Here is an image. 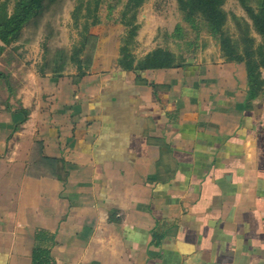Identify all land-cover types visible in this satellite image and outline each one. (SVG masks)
Wrapping results in <instances>:
<instances>
[{
	"label": "crops",
	"instance_id": "crops-1",
	"mask_svg": "<svg viewBox=\"0 0 264 264\" xmlns=\"http://www.w3.org/2000/svg\"><path fill=\"white\" fill-rule=\"evenodd\" d=\"M118 26L80 77H0V264H264V67L253 96L217 46L124 70Z\"/></svg>",
	"mask_w": 264,
	"mask_h": 264
},
{
	"label": "trees",
	"instance_id": "trees-1",
	"mask_svg": "<svg viewBox=\"0 0 264 264\" xmlns=\"http://www.w3.org/2000/svg\"><path fill=\"white\" fill-rule=\"evenodd\" d=\"M45 0H0V50L15 42L23 26L37 16ZM70 11L73 27L76 29V40L67 52L56 49L49 59H42L37 68L39 74L48 73L60 76L67 66H74L75 76L80 77L89 68L92 51L97 41V35L90 28L101 23L99 14L102 4L105 7V19L123 26L120 36L117 66L124 70L141 71L145 69L180 66L183 58L167 47L157 46L140 57H134L130 45L137 29V9L145 0H74ZM242 8L248 22L242 18L232 17L236 26L237 36L232 38L226 29V13L222 8L224 0H175L181 21L190 29L197 31L204 28L217 44L219 54L226 61L242 62L247 78L249 96H253L263 85L259 69L264 67V0H236ZM11 5L10 7H8ZM119 6L116 16L112 10ZM251 32L259 36L255 41ZM181 28L176 24L171 38L180 39ZM83 57V58H81ZM0 77H4L0 73ZM25 115V110L20 109ZM22 120V119H20ZM47 257V251L33 249L32 261L42 262ZM39 259V260H38Z\"/></svg>",
	"mask_w": 264,
	"mask_h": 264
},
{
	"label": "rangeland",
	"instance_id": "rangeland-1",
	"mask_svg": "<svg viewBox=\"0 0 264 264\" xmlns=\"http://www.w3.org/2000/svg\"><path fill=\"white\" fill-rule=\"evenodd\" d=\"M255 0H250L255 5ZM74 0H45L41 12L31 18L21 29L17 40L0 50V73L5 75V83L9 88H15L22 83H26L28 74L37 72L42 59H49L56 49H63L65 52L69 50L72 43L76 40V29L73 27L70 11L74 5ZM9 5L8 7H10ZM222 8L226 13V29L232 38L237 36L236 26L232 17L242 18L248 22L246 14L239 6L236 0H224ZM119 6L112 10V15L116 16ZM101 23L91 27L95 32H105L111 25H115L111 20L105 19V7L102 4L99 11ZM137 29H143L144 35L153 34L154 45H161L178 55L191 57V55L202 53L203 46L209 54L212 49L217 46L216 42L205 31L204 28L194 31L181 21L179 12L177 11L175 0H145L137 9L136 13ZM176 24L180 25L182 37L180 39L169 40L167 33L173 31ZM121 27V26H118ZM123 27V26H122ZM171 29L167 32L165 28ZM124 30V28H123ZM251 35L255 41L259 40V36L253 32ZM136 34V32H135ZM96 35V34H95ZM123 35V32L120 36ZM166 35V37H162ZM164 39V41H163ZM120 45V37L118 39ZM130 45V52L134 57H138L139 51ZM92 55V54H91ZM83 58V57H81ZM74 70V66H67L65 72ZM39 74V73H38ZM5 86V87H6ZM6 93V89H5ZM5 96L4 101H6ZM8 103V100H7Z\"/></svg>",
	"mask_w": 264,
	"mask_h": 264
}]
</instances>
